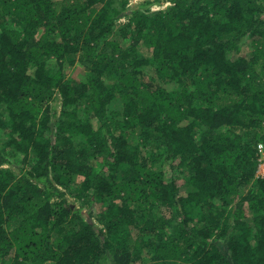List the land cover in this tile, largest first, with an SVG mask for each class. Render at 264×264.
Listing matches in <instances>:
<instances>
[{
    "label": "trees",
    "instance_id": "trees-1",
    "mask_svg": "<svg viewBox=\"0 0 264 264\" xmlns=\"http://www.w3.org/2000/svg\"><path fill=\"white\" fill-rule=\"evenodd\" d=\"M258 144L264 0H0V264H264Z\"/></svg>",
    "mask_w": 264,
    "mask_h": 264
},
{
    "label": "rangeland",
    "instance_id": "rangeland-1",
    "mask_svg": "<svg viewBox=\"0 0 264 264\" xmlns=\"http://www.w3.org/2000/svg\"><path fill=\"white\" fill-rule=\"evenodd\" d=\"M140 1L142 0H130V4L133 6L137 3H139ZM122 23V22H121ZM64 72H65V75H66V78H71L75 81H79V82H83L85 79H86V73H85V69L80 65V64H74L72 66L70 65H66L64 66ZM55 97L57 98V101H56V104H57V110L60 109V99H59V95L56 94ZM132 143H135L136 140H133L131 141ZM17 158H16V161H14V164H19L20 165V161L22 159V156L16 154L15 155ZM154 168L155 169H164V170H167L168 168V162H158L154 165ZM69 202L74 206L76 207L77 206V203L74 202L73 199L69 198L68 199ZM99 264H109V259L108 257L107 258H103L101 259L100 263Z\"/></svg>",
    "mask_w": 264,
    "mask_h": 264
},
{
    "label": "built area",
    "instance_id": "built-area-1",
    "mask_svg": "<svg viewBox=\"0 0 264 264\" xmlns=\"http://www.w3.org/2000/svg\"><path fill=\"white\" fill-rule=\"evenodd\" d=\"M257 166L255 175L257 178H264V145L258 144L256 147Z\"/></svg>",
    "mask_w": 264,
    "mask_h": 264
}]
</instances>
